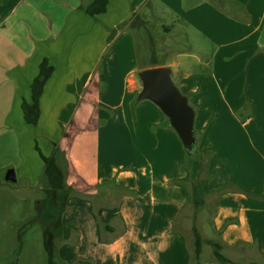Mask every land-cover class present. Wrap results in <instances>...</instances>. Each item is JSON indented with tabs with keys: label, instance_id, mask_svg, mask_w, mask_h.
Masks as SVG:
<instances>
[{
	"label": "crops",
	"instance_id": "crops-1",
	"mask_svg": "<svg viewBox=\"0 0 264 264\" xmlns=\"http://www.w3.org/2000/svg\"><path fill=\"white\" fill-rule=\"evenodd\" d=\"M90 1L59 0L57 20L41 0H0V171L13 168L16 180L38 186L41 155L58 154L65 183L86 193L67 195L58 260L218 264L202 250L195 262L193 241L178 226L188 176L178 136L152 102L132 103L140 90L135 72L154 66L139 67L132 48H117L118 26L154 2L191 29L194 47L211 49L213 72L198 81L199 57L179 54L163 64L175 67L195 109L198 149L212 152L205 192L225 183L239 188L217 193L207 240L233 263L264 264V0H109L96 18L83 10ZM12 18L15 28L7 26ZM43 61L52 72L32 125L21 104L30 102ZM247 102L249 111L239 114ZM97 198L115 204L95 207Z\"/></svg>",
	"mask_w": 264,
	"mask_h": 264
},
{
	"label": "rangeland",
	"instance_id": "rangeland-1",
	"mask_svg": "<svg viewBox=\"0 0 264 264\" xmlns=\"http://www.w3.org/2000/svg\"><path fill=\"white\" fill-rule=\"evenodd\" d=\"M58 1L41 0L40 2L42 7L46 5L55 8L54 14L57 20L60 14ZM60 1L63 6H74L76 2L87 0ZM7 26L16 27L13 18L9 20ZM118 28L120 29L118 39L121 45L118 44L117 48H132L136 64L139 67L163 65L175 61L179 54H190L199 57L202 62V64L195 65L196 61H193L195 62L193 72L196 81L203 79L205 74L210 77L208 74L213 72L212 64H209V60H207L211 49L194 47V36L191 29L176 21L173 16L164 13L162 7L154 2L153 4H144L135 16L125 21L124 24H120ZM125 32L129 35L130 40L128 41L123 37ZM188 60L190 59L188 58ZM207 61L208 64L204 65ZM121 64V68L119 67L117 70L118 75H121L127 67V61L125 60L124 63L123 59ZM179 75L178 78H180ZM174 81H176L175 78ZM180 91L184 93L181 89ZM134 100L135 97L132 103ZM145 102L150 101L143 100L142 104ZM249 109L247 102L239 110V114H245ZM8 143L9 154L12 155L15 153V146L11 138ZM237 150L236 157L240 159V150ZM206 156L203 155L204 161ZM60 160L62 158L57 154L56 162L63 168V161ZM65 173H67L66 170ZM4 174L5 170L0 171V264H47V255L43 247L44 229L48 225L55 233L54 241L58 248L62 231L61 215L65 209L67 195L79 194L83 198L86 194L85 190L78 193L80 187L73 189L72 186L66 184L64 193L55 194L43 176L40 178L38 186L35 184L30 187L29 180L19 178L14 182L6 181ZM202 175L204 174L202 173ZM96 200L95 207L96 205L113 206L115 204L114 199L110 201L105 198H101V200L97 198ZM216 205L217 192H214V194L207 195L204 202L198 207H193L192 202L187 203L178 219L179 229L191 242L193 241L191 227L194 225L197 228L203 240V257H213L212 249L205 244V241L213 236L210 222ZM58 264L62 263L59 261Z\"/></svg>",
	"mask_w": 264,
	"mask_h": 264
},
{
	"label": "trees",
	"instance_id": "trees-1",
	"mask_svg": "<svg viewBox=\"0 0 264 264\" xmlns=\"http://www.w3.org/2000/svg\"><path fill=\"white\" fill-rule=\"evenodd\" d=\"M109 0H91L83 10L89 16L96 18L97 15L106 11V7ZM52 72V67L48 66L45 61L40 64L39 72L33 79L31 89L30 102H22V109L24 114V120L32 125H35L39 118V97L42 93L43 86ZM203 155H207L204 161ZM212 155L211 151L201 152L198 149V161L188 159L185 157L186 166L188 169V176L181 183L184 185L187 191V203H191L193 207H198L204 202V198L207 193L204 190V184L207 179L213 175L209 172V160ZM43 161L42 176L48 182L50 188L55 194L64 193L66 190L65 173L60 165L56 162V158L53 155L44 156L41 155ZM202 173L204 175H202ZM189 185V186H188ZM239 189L232 186L230 183H225L215 188L217 193H221L226 189ZM193 235V260L198 262L200 260V254L202 250L203 240L197 228L193 225L191 227ZM55 233L51 231L47 225L43 231V247L47 255V264H58L59 261L56 255L55 245ZM20 240V237H19ZM208 244L212 246V255L214 260L218 264H236L233 263L222 253L223 246L211 240H207Z\"/></svg>",
	"mask_w": 264,
	"mask_h": 264
},
{
	"label": "water",
	"instance_id": "water-1",
	"mask_svg": "<svg viewBox=\"0 0 264 264\" xmlns=\"http://www.w3.org/2000/svg\"><path fill=\"white\" fill-rule=\"evenodd\" d=\"M174 66L146 67L135 72L140 90L135 104L143 100L152 102L165 117V122L178 136L185 157L198 161V139L194 127L195 109L187 95L183 94L174 81ZM6 181L16 180L13 168L4 174Z\"/></svg>",
	"mask_w": 264,
	"mask_h": 264
}]
</instances>
